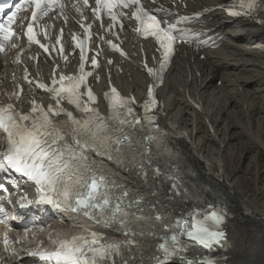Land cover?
I'll return each instance as SVG.
<instances>
[{
    "label": "snow or ice",
    "instance_id": "obj_1",
    "mask_svg": "<svg viewBox=\"0 0 264 264\" xmlns=\"http://www.w3.org/2000/svg\"><path fill=\"white\" fill-rule=\"evenodd\" d=\"M258 3L264 4V0H238V5L234 4L228 12L237 17L250 16ZM14 7L15 10L6 18L0 16V53L18 47L14 37L20 34L16 31L20 27L24 28L23 35L29 45L36 44L49 55L58 52L67 61L62 44L63 29L55 45L42 43L39 39L40 35L49 38L48 28L52 26L41 25L40 21L50 13L56 12L67 21L65 0H18ZM72 7L81 15L78 23L84 32L83 39L78 34L72 35L74 47L79 49L78 72L60 73L59 76L53 72L50 84L36 82L37 87L50 93L55 101L47 108L35 100L30 102L26 113L17 111L11 103L0 105V133H3L5 141V148L0 150V172H14L32 182L40 196L38 202L83 215L98 225L119 232L124 240L106 243L103 235L97 232L67 239L58 237L53 240L49 237L54 247L45 248L41 244L29 249L28 254L37 257L42 264H133L134 253L143 252L152 239L158 237V232H163V235L153 245L155 252L147 264H170L174 257L187 251L188 243L181 237H187L188 241L205 249L224 246L226 233L223 225L228 212L226 209L217 211L220 204H205V209L212 211L203 217L191 215L179 219L169 216L163 206L160 197L169 200L187 197L188 190L174 173H164L159 167H151L153 146L167 152L166 137L150 114L158 103L154 95L155 86L148 88L142 117L135 112L134 98L122 97L114 87L111 88L104 94L109 108V114L104 116L94 106L97 97L88 86L92 72L85 67L88 42L93 33L92 24L84 23L87 19L83 15L84 8H90L94 20L100 21L101 27H104L103 21L107 17L111 22L108 30L116 26L122 30L124 18L134 19L137 23L135 31L157 42L162 56L161 71L174 55L177 39L187 35V31L178 29L177 25L190 18L177 17L174 23L165 24L151 9L144 7L142 0H94V4H90V0H77ZM21 11H30L26 28L23 18H18ZM157 11L165 9L160 7ZM177 31L179 37L175 34ZM107 43L112 50L126 55L117 44ZM98 55L99 52L91 58L93 68L99 66ZM16 62H20L19 56ZM147 71L162 82L154 69L147 68ZM25 79L29 80L26 69ZM22 91L20 88L14 95L19 97ZM65 102L72 106L71 109L64 106ZM62 114L72 125L71 140L54 126V117ZM92 152L120 164L136 179L150 185L147 193L132 189L91 163L89 154ZM161 177H166L169 182L163 191L157 186L158 182L163 183ZM21 200L27 201V197H21ZM3 213L4 209L0 207V224L7 225ZM13 242L5 232V250Z\"/></svg>",
    "mask_w": 264,
    "mask_h": 264
},
{
    "label": "bare ground",
    "instance_id": "obj_2",
    "mask_svg": "<svg viewBox=\"0 0 264 264\" xmlns=\"http://www.w3.org/2000/svg\"><path fill=\"white\" fill-rule=\"evenodd\" d=\"M205 1L215 4L220 0H195L200 6ZM209 15L217 18V22L201 28L205 30L208 27L209 34L220 37L222 45L204 51L205 59L198 62L201 72L205 74L200 83L196 79L189 83L184 75V71L195 67V64L184 62L173 66L175 72H169L160 90L166 113L163 128L189 152L195 175L193 197L206 201L221 196L234 213L233 223L229 227L233 247L228 264H264V201H261L264 191L258 187L257 193L248 194V187L245 190L239 188L230 177L241 172L242 167L236 165L234 173L228 169L229 160H226L230 142L241 138V149L236 148L235 158H240L243 150L255 148L253 160L256 162L253 165L249 162L246 167L248 170L254 168L256 176L261 167L257 157L264 152V24L245 20L232 22L222 10H214ZM126 35L127 40L133 43L132 33L128 31ZM16 71L15 68L2 69L5 76L1 80L6 88L12 85ZM208 77L211 80L200 88ZM218 79L221 80L220 86L215 84ZM147 80L142 73L133 74L127 70L124 81L127 86L122 84L125 88H133L134 93L141 97ZM187 90L189 95L186 94ZM192 100L201 105L200 110L194 108ZM21 103L24 104V101ZM252 121L256 123L253 129L250 128ZM238 135L241 137L237 138ZM250 140L254 147L249 144ZM2 144L0 137V148ZM204 157L210 161V168L217 166L213 173L216 175H210L204 168L200 159ZM90 160L115 176L128 177L122 168L98 158L94 153L90 154ZM107 234L109 237L113 235L111 230H107ZM4 261L22 264L18 255L8 253Z\"/></svg>",
    "mask_w": 264,
    "mask_h": 264
},
{
    "label": "rangeland",
    "instance_id": "obj_3",
    "mask_svg": "<svg viewBox=\"0 0 264 264\" xmlns=\"http://www.w3.org/2000/svg\"><path fill=\"white\" fill-rule=\"evenodd\" d=\"M256 119H257V117H256ZM236 122L239 123L238 120H236ZM255 124H256L255 121H254V123L252 121V124L251 125L249 124L250 126H252L250 128L253 129L254 128L253 125L255 126ZM252 129H251V131L253 132L254 130H252ZM240 137L241 136H239V135L237 136V138H240ZM241 141H242V139L240 138V139H236L235 142H230L229 148L231 147L230 148L231 150L228 148L229 151H227V153H226L228 155L226 160H229L227 162L228 163L227 164L228 169L232 170V172L235 173L236 172V170H235L236 169V167H235L236 165L237 166L241 165V167H242L241 172L237 173V175H231L230 179L232 181L237 182L238 187L242 188L243 190H245L246 187H248L249 190H250V191L246 190L248 194L257 193V189L256 188H258V187H259L260 190L263 189V191H264V152H262V154H260L257 157V161L260 163L261 167H260V169H259V171L257 173V176H256L254 168H251L250 170H248L247 167H246L247 165H249V162H251L252 165L254 164V162H256L255 159L253 160V156L255 155V151H254L255 148L254 149L253 148L252 149H246V151L243 150L240 158L239 157L235 158V154H236L235 152L237 150L236 148L238 147L239 150L241 149V145H239V143H241ZM249 144L251 146H253L252 143H251V140L249 141ZM232 147H234V149ZM221 151H220V153H221ZM248 152H249V154H248ZM232 154H234V155H232ZM244 155H247L248 159ZM220 156L223 157V155H220ZM200 159L203 161L204 168L208 171V173L210 175H216V174H213V173L216 172L217 166L214 165V167L212 169V168H210V161H208L205 157L204 158H200ZM244 167H246V169ZM257 181L259 182V186L257 185ZM261 194H262V196L260 195L261 196V201H264V195H263L264 192L261 193Z\"/></svg>",
    "mask_w": 264,
    "mask_h": 264
}]
</instances>
